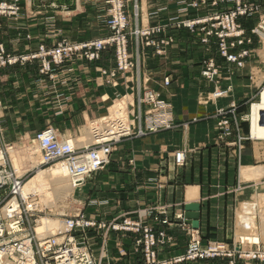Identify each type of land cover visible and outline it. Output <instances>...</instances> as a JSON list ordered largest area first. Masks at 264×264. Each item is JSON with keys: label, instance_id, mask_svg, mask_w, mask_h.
Returning <instances> with one entry per match:
<instances>
[{"label": "rangeland", "instance_id": "obj_1", "mask_svg": "<svg viewBox=\"0 0 264 264\" xmlns=\"http://www.w3.org/2000/svg\"><path fill=\"white\" fill-rule=\"evenodd\" d=\"M138 1L140 2L128 0L125 9L127 25L120 32L112 30L109 25L111 16L108 14V5L107 15L102 22L104 26L101 28L104 30L101 32L104 33L103 36L97 37L93 26L89 28L85 23H80L79 26L83 25L85 28L82 29L84 33L80 42L59 33L57 18L60 14L54 13L48 16L51 19L49 26L54 29L50 34L53 37L49 40L50 44L41 43L34 52L18 48L15 50L12 44L15 39L11 41L16 31L26 35L29 33V27L19 26L16 22L22 18L23 12L27 14L23 10L25 5H22L20 18L17 20L0 16V43L5 48L3 56L7 60L9 57L16 59L14 63L0 65V151L3 152L6 168L21 177L24 184L39 168L48 169L63 161L62 159L50 165L33 166L29 158L30 151L38 145L37 135L45 128H54L63 140L87 139V128L90 129L92 122L110 115L111 108L114 111L123 109L128 112L133 125L134 133L114 146L110 163L88 176L84 185L74 189L71 195L62 198L63 200H54V205L43 203L37 196L40 211L31 218L32 230L44 218L67 221L80 215L84 216L85 221L96 222L95 227L86 226L71 233L63 230L55 235H48L53 236L58 243L74 237L88 250L93 264H264V259L239 257L238 252L243 250L264 251V244H261L264 242V228L259 224L256 235L250 237L252 233L240 227L237 217L243 202L252 201L256 192L264 194V178L260 179V187L257 189L255 184L248 189L244 187L241 191L233 190L239 192V197L229 221L232 225L237 224V236L241 235L244 243L248 240L252 245L235 241L218 242L208 238L200 229H195L200 230L205 249L212 245L214 247V243L226 244L233 254L231 257H203L179 261L187 255L191 240L189 231L194 229L186 223L185 209L180 204L163 207L150 204L132 214L120 215L111 222L105 219L104 214L100 213L99 218L95 212H91L93 194L104 198L112 192L108 191L109 185L123 183L122 175L136 166L139 149L151 152L153 157H156L157 149L162 151L163 158H159L160 163H165L161 168L164 177L171 172L176 176L177 168L183 169L187 166V159L183 166H178L176 155L183 151L188 155L191 150H163L164 139L158 138L162 135L172 133L180 140L189 131L193 137L196 135L194 128L200 125L207 126L209 132H212L215 120L214 131L218 133L216 137L222 139L219 123L223 115L219 111L224 109L225 116L232 119V135L234 132L237 135L235 142H238L240 133H243L241 136L244 138L247 133L251 139L249 116L252 105L259 102L264 90V37L254 32L259 24L264 23V0H153L146 8L144 16L141 12L136 15ZM34 2L36 5L40 4L39 0ZM251 4H256L258 10L239 13L238 10H246ZM234 14L236 32L232 23ZM23 21L26 23V18ZM124 39L130 62V69L126 71L120 70L118 57L119 43ZM105 40L111 42L97 51L98 58L89 59L85 52L81 56L79 53H70L63 55L61 63L57 64L51 54L62 43L87 45L89 48L92 45L90 52H94V45ZM42 46L50 53L46 57L49 67L45 66L39 54ZM76 62L79 63L76 68L71 67ZM228 79L239 80L241 86L236 92L240 97L239 101L231 100L230 103L227 100L230 99L228 91L232 88L228 85L224 88ZM72 83L81 87L68 115L52 114L49 118H43L35 111L38 98L33 94L34 88L51 97L50 107L59 109L60 98L65 90L74 88ZM120 88L123 91L119 90L113 96V90ZM150 92L158 97L157 102L162 107L146 102L145 95ZM218 92L223 95L216 97ZM221 98L227 108L216 109L217 106L214 105L217 103H213L215 99ZM191 111L193 113L190 115ZM140 124L144 135L137 133ZM78 148L85 149L80 146ZM257 148L259 150L260 147ZM12 149L16 151L12 158L15 159L19 171L21 167L22 174L17 173L11 162L9 152ZM236 150L239 157L238 146ZM235 174L238 175V169H235ZM166 181L168 179L163 184ZM253 181L257 183L256 180ZM244 190L248 193L244 195H249L247 199L243 195ZM2 195L7 197L8 192H3ZM161 216L164 218L161 219ZM126 221L131 224L125 226ZM112 232L116 234V239L113 244H109Z\"/></svg>", "mask_w": 264, "mask_h": 264}, {"label": "crops", "instance_id": "obj_2", "mask_svg": "<svg viewBox=\"0 0 264 264\" xmlns=\"http://www.w3.org/2000/svg\"><path fill=\"white\" fill-rule=\"evenodd\" d=\"M152 1L140 0L141 4L138 1L140 12L143 16L149 3H152ZM39 3L36 5L34 0H31L24 4L25 7H23V10L27 14L25 15L23 12L21 15L22 18L16 22H18L17 24L19 26L26 25L29 27V33L26 35L20 31L15 32V35L11 37V41L15 39L12 43L15 46V50L18 48L20 50L34 52L41 43L50 44L49 40L53 38L50 34H52L54 29H51L49 26L51 19L48 16L54 13L60 14L59 18H57L58 31L59 33H63L62 35L65 37L80 42L83 39L81 37L85 29L83 25L81 27L79 26L80 23H85L89 28L93 26L97 37H101L104 34L101 33L104 31L101 28L104 26L102 22L107 15V6L103 3L93 2L92 0H39ZM25 18L26 23L23 21ZM72 30L73 33H71ZM78 64V62L73 63L71 67L76 68ZM72 84L74 86L73 89H68L63 92L64 94L59 101V109L50 107L51 97L45 95L43 91L37 89L36 91L34 88L33 94L38 98L35 111L42 115L43 118H49L52 114L61 116L68 115L72 109L73 101L79 95L81 87V85L77 86L75 83ZM227 85L228 87L232 86V91H230L231 89L228 91L230 99L227 100L230 103L231 100L234 102L239 101L240 97L236 94L241 86L239 80L228 79L224 83V88ZM119 90L123 91L121 88L113 90V96ZM41 92H43L42 95ZM223 100V98L215 99L213 105L215 103L217 105H214V107L217 106L216 109L220 107L227 108ZM192 113L191 111L189 114L191 115ZM230 116L233 115L231 114ZM214 123L216 124L215 120ZM214 123L212 124L213 133L211 131L209 132L207 126L200 125L194 128L193 131H195L196 135L193 137L189 131L180 140L176 139L172 133L158 137L159 139H164L165 147L163 150H191L187 155V166L183 169L177 168L176 176L171 172L164 177V171L161 168L164 167L165 163H160V158H163V154L161 155L162 151L157 149L156 157H153L151 152L147 153L145 149H139L136 166L134 169H130L129 173L122 175L124 178L123 183L120 185L108 184L110 186L108 187V191L112 192H109L104 198H101L99 195L94 196L93 194L92 198L94 199L90 205L92 206L91 212H95L99 218L100 213L101 215L104 214L106 216L105 219L111 222L120 215L132 214L138 211V209L150 204L155 207L167 205L176 206L180 204V207L182 206L184 208L185 204L188 203L189 188L196 187L197 193L199 194L198 199L193 202H200L202 205L200 219L201 232L204 235H208V238H212L218 242L231 243L235 241L243 245H252V242L248 240L244 243L241 235L237 236V224L232 225L229 221V216L235 206L236 199L239 197V192L236 193L234 191H241L239 187H246L245 189H248L256 184L255 181H244L240 178L241 168L255 164L264 165V140H252L246 133L247 136L245 137L247 140L245 142V148L242 150L239 159L236 146L231 145L237 138L235 132L231 137L217 138L216 135L218 136V133L216 132V134L214 131ZM240 135H243V133H240ZM257 147H260L259 151ZM165 156L167 158V155ZM235 169H238V175L235 174ZM164 178L165 180L168 179L165 184H163L165 181ZM251 183L252 186H250ZM246 191L244 190L243 195L248 194ZM245 196L246 199L249 197V195ZM249 199H251V195ZM169 212L171 213V211ZM163 218L164 216H161V219ZM114 235L116 234L112 232L109 244L114 243L116 239ZM261 244H264V242Z\"/></svg>", "mask_w": 264, "mask_h": 264}, {"label": "built area", "instance_id": "obj_3", "mask_svg": "<svg viewBox=\"0 0 264 264\" xmlns=\"http://www.w3.org/2000/svg\"><path fill=\"white\" fill-rule=\"evenodd\" d=\"M28 2L30 0H0V16L12 17L17 20L20 18L22 5ZM94 2L109 6L108 14L111 16L109 25L112 30L120 32L126 27L127 16L125 9L128 0H94ZM256 9L258 10L257 5L251 4L250 8L246 7V10L240 9L238 11L240 14H245L255 12ZM235 16L234 14V18L232 17V23H234V31L236 32ZM254 32L257 34L264 33V23L259 24ZM110 42V40L99 41L97 45H94V52H90L92 45L89 48L87 45L62 43L51 54L54 56L57 64L61 63L63 55L70 53H79L81 56L85 52L84 54L87 58L94 59L95 57H99L97 51ZM39 50V54L44 61L43 63L46 67H49V63L46 62V57L50 53L43 46ZM4 52L5 48L0 43V65L6 64L7 62L10 64L16 62L15 58L9 57L8 60L5 59L3 56ZM118 57L120 70L126 71L130 69L125 39L119 43ZM222 95V92H218L216 97H221ZM157 98L151 92L145 95L146 102L150 104L155 103L162 107L157 102ZM219 112L221 116L223 115L219 123L222 130V138L230 137L232 136V119L229 116H225L226 111L224 109H221ZM129 117V113L123 109H117L114 114L103 116L100 119V122L102 121L101 125L95 126V124H92L93 126L90 129L92 144L83 150L75 147L71 143V139H66L64 143H61L59 135L54 128H45L37 135V144L43 157L41 165H50L57 160L63 159V161L68 163L69 174L72 178L74 189L80 188L84 185L88 176L104 169L110 163L114 146L121 142L123 138L129 137L134 133L133 125ZM137 133L144 135L145 132L142 124L138 127ZM246 140V138L240 135L238 142L233 144L238 146L239 159L242 150L245 148L244 142ZM0 154L2 155V158H0V264L6 261L11 264H93L88 250L76 241L74 237H69L66 242L58 243L53 236L39 238L36 229L34 231L32 230L31 218L34 217V213L40 211L38 198L34 195L25 197L22 194V188L24 186L22 178L6 168V164L3 161V152L0 151ZM186 159L187 152H179L176 155V164L183 166ZM3 192H8L7 197L2 195ZM34 222L36 223V220ZM65 223L68 233L78 228H85L86 226H97L96 222L85 221L84 216L80 217V215L75 219L65 221ZM129 224L131 223L125 222V226H129ZM189 232L191 236L189 250L187 255L180 258L179 261L196 260L203 257L233 256L230 250L227 249L228 245L214 243V247L212 245L210 248L205 249L202 244L200 230L191 229ZM152 242L154 244L153 237ZM26 252L31 255L28 257ZM235 253L236 251L234 252V256ZM238 253L241 258L244 257L252 260L264 259V251L243 250ZM179 261L176 260V262Z\"/></svg>", "mask_w": 264, "mask_h": 264}, {"label": "bare ground", "instance_id": "obj_4", "mask_svg": "<svg viewBox=\"0 0 264 264\" xmlns=\"http://www.w3.org/2000/svg\"><path fill=\"white\" fill-rule=\"evenodd\" d=\"M135 12L136 15H138V13L140 12V7L138 6V4L136 5ZM260 34L264 37L263 32H261ZM106 99L108 100L107 97ZM110 112L111 114H114L115 111L113 110V108H111ZM249 118L251 123V139L264 140V90L260 96L259 102L252 105ZM92 124H95V126H99L102 124V121L100 122L99 119L95 122H92ZM92 126L93 125H91V127ZM90 129L89 127L87 128V139H79L76 141L72 140L71 143L75 147H90L92 144ZM60 142L64 143L65 140L60 138ZM9 153L11 162L15 170L17 171V173L22 174L23 171L21 172V167L19 171L17 166L15 165V159L12 158V155H16V151L12 149ZM0 158H2L1 154ZM29 158L32 160V164L34 167L41 164L43 157L41 156L40 148L38 145L34 147L33 151H30ZM240 175V178H242V180L244 181L256 180L257 183L255 185V188L257 189L260 187V179L264 177V166H243ZM240 188L242 189V187H239V189ZM74 191V184L69 174V167L66 161H60L58 164L48 169L39 168L37 173L27 182H25L22 188V194L25 197H28L30 195L39 196L43 203H51V205H54L52 204L54 200L58 201L59 198H65L66 196L71 195ZM198 194L199 193H197L196 187L189 188L187 197L188 203H193L194 200L198 199ZM252 199V201L242 203L241 212L239 211L240 213L239 215H237V217L239 218L238 220H240V227L246 232L252 233L250 237H252L253 234H255V232L258 230L259 224H262L264 228V194H257L256 192V195H254ZM258 219L260 220V223H258ZM57 221L61 222V225ZM57 221L48 218L39 220L38 225L35 228L38 237L41 238L48 235H55L60 231L67 230L65 221H62L60 219H57ZM39 225L40 227L38 228ZM26 254L28 255V257L29 255H31L28 252H26ZM3 264L11 263L6 261Z\"/></svg>", "mask_w": 264, "mask_h": 264}, {"label": "water", "instance_id": "obj_5", "mask_svg": "<svg viewBox=\"0 0 264 264\" xmlns=\"http://www.w3.org/2000/svg\"><path fill=\"white\" fill-rule=\"evenodd\" d=\"M201 208L200 202L186 203L184 206L186 223L194 229H200Z\"/></svg>", "mask_w": 264, "mask_h": 264}]
</instances>
